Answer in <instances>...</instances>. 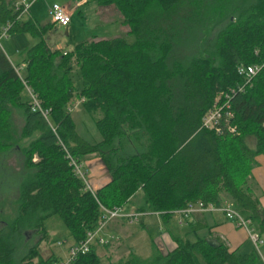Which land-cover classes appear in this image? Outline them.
Listing matches in <instances>:
<instances>
[{
  "label": "trees",
  "instance_id": "trees-1",
  "mask_svg": "<svg viewBox=\"0 0 264 264\" xmlns=\"http://www.w3.org/2000/svg\"><path fill=\"white\" fill-rule=\"evenodd\" d=\"M96 1L115 7L132 42L118 37L51 51L44 37L54 23L16 21L12 4L0 0V27L13 23L10 35L39 39L20 74L0 51V155L16 148L26 170L15 217L0 229V264L60 263L54 254L39 256L36 246L18 253L25 237L36 232L47 239L45 222L57 216L71 246H78L96 230L101 207L157 215L167 223L188 204L229 205L261 238L264 210L249 180L255 159L264 157V0ZM247 67L258 68L250 85L238 73ZM26 88L50 110L48 121L31 111ZM217 95L229 100L228 124L236 134L202 128ZM75 99L99 141L87 142L77 132L69 109ZM15 114L23 121L20 131ZM67 155L78 163L98 157L109 182L88 191ZM189 229L186 238L170 236V250L161 251L152 238L147 257L130 252L107 264L254 263L253 254H236L220 241L209 245L197 236L202 226ZM96 241L71 264H102L95 246L108 244Z\"/></svg>",
  "mask_w": 264,
  "mask_h": 264
},
{
  "label": "rangeland",
  "instance_id": "rangeland-1",
  "mask_svg": "<svg viewBox=\"0 0 264 264\" xmlns=\"http://www.w3.org/2000/svg\"><path fill=\"white\" fill-rule=\"evenodd\" d=\"M4 1L6 3L13 4L18 0ZM54 4L64 7L70 14L72 22L69 27L70 29L67 31L68 34L66 33V28L60 26L58 27L55 24L54 27L49 30L47 34H45L44 39L46 40L47 45L50 47L59 45V47L67 51L69 48L90 39L91 36L98 37L99 39L123 37L128 42L133 41V37L129 36L128 33H121L122 25L120 24L118 17L120 15H117L118 13H115L116 15L112 14L110 11L111 9H105L101 7L104 5H99L96 0H33L31 3L30 12L34 21L39 23L41 26L53 24L50 10ZM25 38H27L25 42L20 41V43H12V47H14L13 49L24 54V49L31 47L29 46V42L31 40L33 42L32 45L38 43L39 41L38 38L34 39L29 35H26ZM20 44H23V47H21ZM73 78L76 87H78L80 82L77 77L76 69L73 72ZM220 97L221 95H217L216 100H218ZM80 105L81 102L75 100L69 106L70 113L75 119L79 133L88 142H97L100 138L95 125L92 119L84 112ZM22 125L23 121L21 116L19 115L18 118L15 117V126L18 131H20ZM246 143L250 148L254 147L253 138H247ZM94 160H96L94 163L95 169L99 168L100 172H104V174L110 180V176L105 173L100 159H81V171L88 176V182L92 190L95 189L91 179L93 178L94 171L91 170L89 163ZM25 177L26 170L24 169V157L19 150L12 148L7 153L0 155V229L5 227L4 222L12 221L15 217L18 189ZM250 182L253 183V172L251 174ZM147 218L153 217L150 216ZM177 223L178 219L174 218L172 224L176 225ZM45 228L48 235L47 239H44L36 232H30V234L25 237V242L18 253L25 254L29 248L36 246L39 256L48 258L50 254H54L61 259V262H65L67 260L68 253L66 250H69L68 247L71 245L72 240L64 223L57 216L51 217L45 222ZM176 230L179 231L181 229L177 228ZM183 230H186V228ZM148 231L151 238H154L155 235L159 233L156 227H148ZM170 231L172 233L173 228H170ZM162 234H164L166 237H169L168 231L166 229H164L162 233H159V235ZM176 234L180 238H186V236H184V234L181 232H177ZM110 238L111 236L106 239L108 240ZM192 238L193 237H191V240ZM115 239L116 238L113 237L112 240H108V245L112 244ZM142 250L140 252L135 250V252L141 257H147L149 253L147 254V252ZM110 251H112V249L108 251L96 249L97 255L102 258V264L108 263L106 254H111ZM36 260L37 259L34 260V263Z\"/></svg>",
  "mask_w": 264,
  "mask_h": 264
},
{
  "label": "crops",
  "instance_id": "crops-1",
  "mask_svg": "<svg viewBox=\"0 0 264 264\" xmlns=\"http://www.w3.org/2000/svg\"><path fill=\"white\" fill-rule=\"evenodd\" d=\"M105 9H111V13L115 14L118 12H115L116 9L113 5H104L101 6ZM67 11V10H66ZM68 12V11H67ZM104 12V11H103ZM69 14V13H68ZM70 15V14H69ZM116 15V14H115ZM120 15V14H117ZM119 17V22L122 25V17ZM25 22L32 21L33 23L38 24L35 22L32 14L30 12V15L23 20ZM72 20L70 21V24L66 28V33L70 29ZM53 25V24H51ZM54 27V25H53ZM52 27V28H53ZM59 27V26H58ZM51 28V29H52ZM50 29V30H51ZM121 33H128V28L125 26H121ZM68 34V33H67ZM26 35L31 36L28 33H22V34H11L8 36V38L4 39L2 41L1 50L3 54L6 56L9 63L12 65L13 68H15L16 71H19V73H22L26 69V52L32 48L34 45L32 40L29 42L30 48L24 49V54L20 53L18 50H14L12 47V43H20V41L25 42L27 38H25ZM35 39V37L31 36ZM118 38V37H116ZM37 39V38H36ZM114 39V38H112ZM98 41V40H108L107 38L99 39L98 37L91 36L90 39L85 41ZM11 41V42H10ZM84 41V42H85ZM82 43V42H81ZM80 44V43H79ZM21 47H23V44H20ZM78 45V44H77ZM48 46V45H47ZM48 48L51 51L54 50H60L62 52H70L73 50L74 47L69 48L67 51L59 47V45H56L54 47L48 46ZM17 56V58H16ZM78 100V99H75ZM74 100V101H75ZM81 106V105H80ZM82 108V107H81ZM15 117L18 118L19 115H14V121ZM73 117V116H72ZM73 120L75 121L74 117ZM93 121V120H92ZM76 124V122H75ZM77 132L79 133V129L76 124ZM79 135L82 137V135L79 133ZM83 138V137H82ZM84 139V138H83ZM86 140V139H84ZM87 141V140H86ZM88 142V141H87ZM87 159H95L98 158L96 156H88ZM99 159V158H98ZM96 160L89 163V166L91 170H93V184L96 189H99L100 187L104 186L109 182V178L104 174V172H100V169H95L94 163ZM105 170V168H104ZM253 172V183L249 180V187L252 189L254 195L258 198L259 204L261 209L264 210V158L263 156H259L255 159V166L252 170ZM251 172V174H252ZM106 174H108L105 171ZM251 179V178H250ZM150 217V216H149ZM153 218H143L138 224L136 225H128L123 220H115L108 224L106 229L102 232V236L105 238L115 237L116 239L112 242V244L106 246V247H100L95 246L96 249L99 250H111V254H106L107 262H116L124 257H126L130 252L137 251H145L150 253V243H151V237L149 235L148 227H156L159 233H162L164 229L168 231V236L166 237L164 234L159 235L157 233L155 235L154 242L158 246V248L165 252L166 250H170L172 247H174V243L172 242L170 236L172 237H178L176 234L177 232H181L184 234V236H188L187 234L190 233L189 227H199L202 226V230H199L197 233V236L215 240L217 242H222L226 245V247L236 254L239 255H249L253 254L255 257V261L253 264H264V234L261 235V238L263 239V244L259 247L258 251L255 249L254 245L249 240L248 234L245 230L239 229L237 226H235L233 223L227 221L225 217L220 213H207V214H196L192 215L189 218V223L186 227L179 226L178 223L176 225L172 224V221L174 218L177 219L176 216H173L169 222L163 223L162 218L157 216H151ZM170 228H173V231L171 233ZM179 228L181 230L177 231L176 229ZM186 228V230H183ZM176 232V233H174ZM72 245V242H71ZM70 245V246H71ZM69 246V247H70ZM110 246V247H109ZM68 247V248H69ZM68 251V250H66ZM137 254V253H136ZM138 255V254H137ZM140 256V255H139ZM102 259V258H101Z\"/></svg>",
  "mask_w": 264,
  "mask_h": 264
},
{
  "label": "built area",
  "instance_id": "built-area-1",
  "mask_svg": "<svg viewBox=\"0 0 264 264\" xmlns=\"http://www.w3.org/2000/svg\"><path fill=\"white\" fill-rule=\"evenodd\" d=\"M31 3L32 2H29L28 0H18L12 4V11L17 15L16 21L24 20L30 15ZM50 15L52 22L57 26L67 27L70 24L71 16L64 7H60L56 4L52 5ZM12 27L13 23L9 22L0 27V50L2 40L8 38ZM17 73L20 74L19 71H17ZM238 73L240 76L244 77L246 85H250L253 77H255L258 73V68H240ZM241 90H243V88H240V91ZM26 92L30 100L31 111L34 113H40L41 116L48 121L50 110H45L42 108L40 101L30 89L26 88ZM229 109L230 105L228 98H224L223 101H221V98L216 100L212 108L202 118V128L214 132L217 136H221L224 130L230 134H236V129L228 124V118L232 116L228 111ZM67 159L73 168V172L82 180L86 189L92 192L93 190L91 189L88 182L89 178L85 173H82L80 163H78L70 155H67ZM33 161H37L36 157H34ZM101 213V220L99 221L96 230L87 234V240L85 242L80 243L78 246H71L67 253V260L57 264H71L77 254H85L88 252L90 245L96 240L97 244L101 246L107 245L109 243L108 240L100 237L99 235L102 234L108 223L115 220L124 219L128 225H135L138 224L141 219L148 216L144 213L128 212L124 208H114L112 210H107L104 207H101ZM207 213H220L225 217L226 220L233 222L235 226L245 230L248 234L249 240L257 251L263 244V240L260 238L258 233L253 228H251L250 221L244 219L229 205H222L219 207L213 204H188L185 209L175 211L173 214L178 219V225L183 226L184 221L192 215ZM110 239L112 240L113 237Z\"/></svg>",
  "mask_w": 264,
  "mask_h": 264
},
{
  "label": "water",
  "instance_id": "water-1",
  "mask_svg": "<svg viewBox=\"0 0 264 264\" xmlns=\"http://www.w3.org/2000/svg\"><path fill=\"white\" fill-rule=\"evenodd\" d=\"M206 242H207L209 245L213 246V247H218V246H219L218 242L215 241V240L207 239Z\"/></svg>",
  "mask_w": 264,
  "mask_h": 264
}]
</instances>
